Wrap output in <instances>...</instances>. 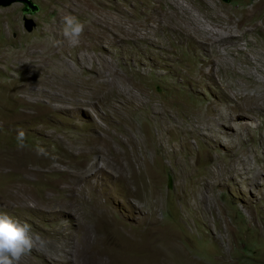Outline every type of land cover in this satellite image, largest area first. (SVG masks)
<instances>
[{
	"label": "rangeland",
	"instance_id": "374dc122",
	"mask_svg": "<svg viewBox=\"0 0 264 264\" xmlns=\"http://www.w3.org/2000/svg\"><path fill=\"white\" fill-rule=\"evenodd\" d=\"M30 1L29 10L0 5V213L46 241L22 264H264V106L203 117L236 104L227 82L251 84L250 94L264 82V0H204L233 23H262L242 81L218 77L209 53L189 45L136 50L83 35L71 47L62 35L69 0ZM103 1L129 12L137 5ZM180 1L209 24L206 4ZM34 64L42 81H27L38 92L26 107L9 92L24 80L19 68L30 76ZM212 65L210 82L194 81Z\"/></svg>",
	"mask_w": 264,
	"mask_h": 264
},
{
	"label": "bare ground",
	"instance_id": "6f19581e",
	"mask_svg": "<svg viewBox=\"0 0 264 264\" xmlns=\"http://www.w3.org/2000/svg\"><path fill=\"white\" fill-rule=\"evenodd\" d=\"M136 1L137 5H134L132 11L129 12L127 9L118 8L115 4H112V8L109 9L106 6V2L103 0H69V12L70 15L82 16L84 19H88L93 23L88 24L84 32V37L90 44L92 43L101 46L104 45L103 43L111 45L112 43L119 42L122 48V44L128 45L129 43H132V47L136 48V50L141 49L144 45L146 48L157 47L162 51H167V46L189 45L192 48V51L197 48L209 53V62L210 64L213 63L216 65V73L218 74V77H224L223 79L225 80L229 79L233 81L236 80V78L242 81L245 79V76L249 77V67L242 66V64L243 62H248L247 53L248 51H252L257 45L258 37L260 36L259 32L260 30L262 31V23L254 22L253 16L233 23L229 16L220 15L213 4H208L204 0H197L200 4H206V8L208 7V9L204 11L210 21L207 20L209 24L202 26L197 21L198 19L193 17L195 14L191 16L189 12L186 11L188 8L185 10V8L180 6V3H182L180 0V3L178 0ZM145 1H148V3ZM241 40H246L247 42V48L245 50H239L238 45ZM235 51H238V53L235 54ZM14 54L18 57L20 56L19 52H15ZM27 54L30 55V53ZM255 59L258 61V64L254 63L251 66L257 68L259 71V62L261 58L260 56H257ZM215 65H212L208 70H204L203 66H201L199 70L195 72L194 76L197 79H194V81L201 85L204 84L205 81L206 83L207 81L210 82L208 79H211L212 76L215 75ZM19 70V72L24 73V80L22 79L23 82L19 83V85L12 89L9 94L16 96L18 101L25 99V106L28 107L32 101L30 102L27 99H30L34 94L36 95L38 91L33 88L31 92H29L27 89V81L32 79L36 80L35 84H40V81L42 80L38 79L40 74H38V66L35 64L30 67V76H28V74L26 75L27 68L25 66L19 68ZM122 81L125 82V80ZM215 81L213 82L215 83ZM196 82L194 84H197ZM249 82L252 81L250 80ZM255 82L258 88L253 94L245 91V89L247 90L251 85L249 83H245L244 85V82L241 83L239 81L227 82V84H225L226 89L228 90V88L231 87L234 88V91L232 92V95H228L226 91L224 93L226 96L233 98L236 101V104L230 106L221 103L220 106L210 108L209 111L203 115L204 119H206L207 122L211 119L213 120L212 116H214L215 112L219 110V119H224L228 116L230 117V111L238 110L243 102H251L255 106H264V82L260 80H255ZM218 83L220 84L219 81ZM129 85H131V83ZM19 91H22L23 94L17 96L16 93ZM139 91L142 94L139 96H142V98L145 97L146 102L151 104L154 99L152 95L147 93L145 89H139ZM170 101L174 102V99H171ZM159 106L160 107L156 112L163 115L167 111L166 106H163V104H160ZM138 109H140V107H138ZM243 109L245 108L242 107L241 110ZM143 151L145 152V150Z\"/></svg>",
	"mask_w": 264,
	"mask_h": 264
},
{
	"label": "clouds",
	"instance_id": "9594fccd",
	"mask_svg": "<svg viewBox=\"0 0 264 264\" xmlns=\"http://www.w3.org/2000/svg\"><path fill=\"white\" fill-rule=\"evenodd\" d=\"M87 23L75 15H65L62 18V35L69 46H79ZM24 137L25 133H18L19 139L23 140ZM20 146L23 147V143ZM45 244V239L39 234H34L30 224L6 213H0V264H22L23 258L30 254L33 248L42 249Z\"/></svg>",
	"mask_w": 264,
	"mask_h": 264
},
{
	"label": "water",
	"instance_id": "95a60500",
	"mask_svg": "<svg viewBox=\"0 0 264 264\" xmlns=\"http://www.w3.org/2000/svg\"><path fill=\"white\" fill-rule=\"evenodd\" d=\"M12 1H20V2L24 3L26 6V9H28V10L34 8V5L31 4L30 0H9L7 3H11ZM7 3L4 2L3 4H7Z\"/></svg>",
	"mask_w": 264,
	"mask_h": 264
},
{
	"label": "flooded vegetation",
	"instance_id": "af4514ba",
	"mask_svg": "<svg viewBox=\"0 0 264 264\" xmlns=\"http://www.w3.org/2000/svg\"><path fill=\"white\" fill-rule=\"evenodd\" d=\"M9 0H0V4H2V3H7Z\"/></svg>",
	"mask_w": 264,
	"mask_h": 264
}]
</instances>
